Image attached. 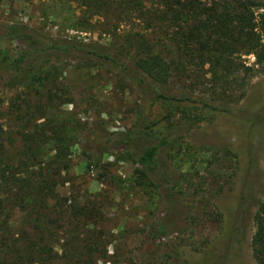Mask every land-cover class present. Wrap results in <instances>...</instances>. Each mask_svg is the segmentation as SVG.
<instances>
[{
    "label": "rangeland",
    "instance_id": "1",
    "mask_svg": "<svg viewBox=\"0 0 264 264\" xmlns=\"http://www.w3.org/2000/svg\"><path fill=\"white\" fill-rule=\"evenodd\" d=\"M128 11L94 13L84 0H0V135L7 157L19 161L26 130L20 112H47L44 120L36 114L51 138L38 143L44 168L54 164L55 192L76 198L86 215L44 228L54 250L48 264H256L251 238L257 214L264 215L258 206L264 204V60L237 54L255 70L243 89L214 88L207 65L195 62L186 65L198 79L154 83L135 66L143 54L140 34L150 44L175 28L150 33L144 17ZM21 26L110 50L119 65L52 57L14 70L9 61L21 47ZM132 77L162 98L147 108ZM59 125L65 134L56 143L51 128ZM90 127L158 139L175 134L161 154L178 197L164 230L158 224L166 218L165 200L140 173L133 150H99ZM94 206L96 219L88 215ZM25 212L16 208L10 215L13 238L37 234Z\"/></svg>",
    "mask_w": 264,
    "mask_h": 264
},
{
    "label": "trees",
    "instance_id": "2",
    "mask_svg": "<svg viewBox=\"0 0 264 264\" xmlns=\"http://www.w3.org/2000/svg\"><path fill=\"white\" fill-rule=\"evenodd\" d=\"M84 3L94 13L129 10L136 17H144L146 30L150 33L159 35L163 34L164 27L175 28L171 34H166L167 37L150 44L145 40V35L140 34L141 41L138 43L143 54L136 59L135 66L157 84H168L174 77L181 80L187 77L191 81L198 79L195 75H189L186 65L195 62L202 66L207 65L206 71L212 77L214 88L222 91L243 89L255 75V70L253 66H246L237 54H252L257 63L264 60V44L261 43L264 32V3L259 0H211L209 3L202 0H84ZM19 31L21 47L9 61V67L14 70L30 68L37 60L47 62L52 57L119 65L110 50L96 49L74 40L49 38L24 26ZM167 38L169 43L165 46L163 43H167L164 42ZM131 80L147 108L156 99L162 98L143 79L132 77ZM244 93L243 91L242 95ZM200 103L211 111L219 110L213 103L202 100ZM15 109L20 110L18 107ZM37 113L39 119L49 117L47 112H26L24 116L20 112V127L26 130L20 134L21 146L16 165L8 159V149L0 135V264H48L53 258L50 254L54 250L44 228L51 229L55 222H63L69 226L74 216L86 217L76 198L71 202L70 199L60 198L55 192L54 164L44 168L45 164L38 152V145L49 142L51 138L46 136V126L36 124L39 121L36 118ZM28 119L33 122L29 123ZM51 132L56 143L65 134L63 125L58 128L53 126ZM93 135L101 151L118 147L133 150L140 173L154 184L161 198L165 200L166 218H161L158 224L164 230L166 222L171 220L173 211L177 209L178 197L161 154L176 139L175 134L158 139L146 136L141 131L114 133L90 127L88 136ZM58 149L62 155L63 148ZM49 200L54 201L53 206L48 204ZM261 203L258 206L263 205L264 208ZM16 208L24 211L26 209L29 226L37 234L28 233L29 238L21 240L11 236L9 219ZM93 211L98 212V208H91L88 215L96 219ZM255 224L251 238L252 255L256 264H264L263 214H257Z\"/></svg>",
    "mask_w": 264,
    "mask_h": 264
}]
</instances>
